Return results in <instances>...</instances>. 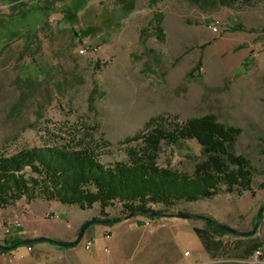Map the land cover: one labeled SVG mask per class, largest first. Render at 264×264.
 I'll return each mask as SVG.
<instances>
[{
    "label": "rangeland",
    "instance_id": "1",
    "mask_svg": "<svg viewBox=\"0 0 264 264\" xmlns=\"http://www.w3.org/2000/svg\"><path fill=\"white\" fill-rule=\"evenodd\" d=\"M13 1L0 0L2 150L13 153L43 146L83 124H97L111 142L104 160L112 162L125 158L121 141L152 116L185 120L214 113L220 121L242 128L237 149L258 168L254 193L222 192L181 202L168 212L208 216L214 204L223 203L254 206L259 212L264 205V188L258 185L264 181V0H136L135 9L126 14L138 33L146 28L148 35L124 46L118 75L113 74L118 66L112 63L110 40L118 26L112 11L123 10L119 0H25L17 9L12 8ZM156 14L164 16L163 39L152 32ZM214 18L223 21L218 33L208 27ZM104 32L109 33L105 40L99 37ZM33 33L36 36L26 44L25 38ZM82 47L86 51L80 52ZM47 59L53 63L51 73L42 69ZM92 93L93 109L88 106ZM200 155L199 145L189 140L181 149L165 147L159 163L193 172ZM27 204L21 199L0 209V218L11 221L18 214L22 224ZM45 212L43 223L70 221L78 226L89 214L115 216L121 209L118 203L103 212L99 203L81 209L59 202ZM206 224L210 225L208 220ZM2 231L4 240L18 235L16 230L5 233L4 226ZM141 235L131 232L127 239L124 234L118 247L104 250L105 256H113L115 264H146L149 253L136 239ZM84 240L76 250L38 241L15 256L10 252L7 264H74L89 251Z\"/></svg>",
    "mask_w": 264,
    "mask_h": 264
},
{
    "label": "trees",
    "instance_id": "2",
    "mask_svg": "<svg viewBox=\"0 0 264 264\" xmlns=\"http://www.w3.org/2000/svg\"><path fill=\"white\" fill-rule=\"evenodd\" d=\"M20 4L26 1L14 0L12 8L17 9ZM119 5L129 13L135 9L136 0H119ZM163 21L162 14H156L151 21L155 26L152 32L160 39L164 38ZM36 34H28L26 44ZM147 35L148 29L141 28L140 39H146ZM94 100L92 93L88 99L91 109ZM98 128L97 124H83L66 137L57 135L53 142L13 153L0 148V209L21 199L27 203L37 199L55 200L81 209L99 203L103 212L118 203L120 214L105 217L125 219L130 213L157 210L153 205H162L163 209L157 211L168 212L181 202L212 198L222 192L254 193L258 168L237 149L243 130L220 121L214 113L185 120H173L166 114L152 116L142 129L121 141L125 158L112 162L104 160L111 142ZM189 140H195L201 151L193 172L159 163L165 147L181 149ZM261 140L264 154V137ZM186 148L187 154H191V147ZM258 185L264 188V181ZM261 217L256 216L259 220ZM208 222L215 232H226ZM196 230L209 247L205 236L208 230L199 227ZM25 239L4 240L5 245L14 247L0 248V253L37 243H25Z\"/></svg>",
    "mask_w": 264,
    "mask_h": 264
},
{
    "label": "crops",
    "instance_id": "3",
    "mask_svg": "<svg viewBox=\"0 0 264 264\" xmlns=\"http://www.w3.org/2000/svg\"><path fill=\"white\" fill-rule=\"evenodd\" d=\"M112 17L113 23H118L116 30L111 32L113 34L110 40L112 63L118 66L114 69L113 74L118 75L121 72L119 67L123 66L120 59L124 46L129 48L132 40H138L140 33H138L134 21L121 8L112 11ZM120 22L122 23L119 24ZM105 35H109V33H101L99 37L105 40L107 38ZM128 56H130V52ZM46 62L42 69L51 73L53 63L49 59ZM57 203L59 202L55 200L37 199L27 204L26 215L23 217L22 224L12 231L16 230L14 234H18L14 238H31L44 235L73 240L79 227L86 219L99 217L96 214H89L78 226H72L70 221L43 223L45 210ZM253 207L233 203L214 204L208 216L240 231H250L255 225L257 216ZM261 216L257 231L247 236L235 234L228 230L215 232L211 224H206L207 220L205 219H202L200 223L199 217L180 215L147 216L137 214L117 222L94 223L87 228L84 236V239L93 241V246L88 252L82 253V257L79 255V262H74V264H115L114 257L105 256L104 250L107 247L110 249L108 252H110L112 248L119 246L124 234L127 235L128 239L129 234L135 231H141V237L136 239L142 242L143 248L149 253L146 264H264V211ZM4 221L0 218V239L3 238L2 240L6 239L2 231ZM197 227L208 230L205 236L209 247L206 246V242L197 232ZM106 235H110V237H106ZM36 244L38 243L31 245V247ZM77 246L79 245L68 248L76 250ZM27 247L28 245H22L9 252L0 253V264H7L6 256L10 252L21 253L28 250ZM258 249L262 250V254L259 256L256 255ZM81 251L79 249L77 253L79 254Z\"/></svg>",
    "mask_w": 264,
    "mask_h": 264
},
{
    "label": "water",
    "instance_id": "4",
    "mask_svg": "<svg viewBox=\"0 0 264 264\" xmlns=\"http://www.w3.org/2000/svg\"><path fill=\"white\" fill-rule=\"evenodd\" d=\"M264 211V205H262L259 209V212L257 213V216L260 217L262 215ZM142 213H145L147 214L148 216H172V215H180V216H184V217H199V218H203L205 220H208L210 222H212L213 224L223 228V229H226L232 233H235V234H240V235H252L254 234L257 229H258V226H259V219L256 218L255 220V225L253 227L252 230L250 231H240L238 229H235L225 223H222L212 217H209L207 215H200V214H196V213H185V212H181V213H169V212H162V211H157V210H143ZM134 213H130L129 215L126 216V218H129L131 216H133ZM122 220L121 217H116V218H112V217H91L87 220H85L81 226L79 227V230L77 232V236L73 239V240H58L56 238H52V237H48V236H37V237H31V238H26L24 240L25 243H31V242H38V241H48V242H52V243H55V244H58L60 246H64V247H70V246H75L77 244H79L82 240V238L84 237L85 235V232L87 230V228L91 225V224H94V223H104V224H107V223H110V222H117V221H120ZM14 246H11V245H5L3 244L2 242H0V248L4 249V250H10L11 248H13Z\"/></svg>",
    "mask_w": 264,
    "mask_h": 264
},
{
    "label": "built area",
    "instance_id": "5",
    "mask_svg": "<svg viewBox=\"0 0 264 264\" xmlns=\"http://www.w3.org/2000/svg\"><path fill=\"white\" fill-rule=\"evenodd\" d=\"M223 25V21L220 18H214L213 20H211L208 23V27L214 32V33H218L221 30V27ZM80 52H84L86 51V47H82L80 50ZM203 69V67H201V70ZM47 215H50L52 217L54 216H58V214L52 215V213H47ZM21 225V219L19 217L18 214L14 215L13 220L11 221H4V231L5 233H10L12 232V230L18 226ZM106 237H110V235H106ZM84 245L86 249H91L93 246V241L91 239H85L84 240ZM31 245H28L27 249H31ZM110 249L106 247V251H109ZM262 254V250L258 249L256 251V255H261ZM13 256H15V252L13 253Z\"/></svg>",
    "mask_w": 264,
    "mask_h": 264
}]
</instances>
